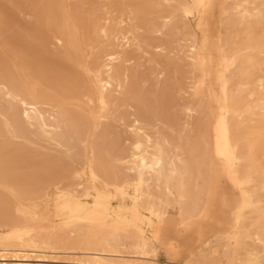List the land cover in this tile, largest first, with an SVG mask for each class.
I'll return each instance as SVG.
<instances>
[{
    "label": "rangeland",
    "instance_id": "1",
    "mask_svg": "<svg viewBox=\"0 0 264 264\" xmlns=\"http://www.w3.org/2000/svg\"><path fill=\"white\" fill-rule=\"evenodd\" d=\"M21 262L264 264V0H0V264Z\"/></svg>",
    "mask_w": 264,
    "mask_h": 264
},
{
    "label": "bare ground",
    "instance_id": "2",
    "mask_svg": "<svg viewBox=\"0 0 264 264\" xmlns=\"http://www.w3.org/2000/svg\"><path fill=\"white\" fill-rule=\"evenodd\" d=\"M108 60L110 63H113L116 58L114 55H109ZM114 78L108 74V78L104 80V87L107 91H110L113 88L114 85ZM22 103L25 106L24 113L27 115V118L30 117V114H38V108L36 105L29 104L26 102L24 99H22ZM44 124V123H43ZM228 131L226 126V118L225 116H220L215 125V132H216V139H215V148L217 152L220 154V156H223L229 161H234L236 159L235 155V149L234 146L230 143L229 141V136H228ZM157 136V133H156ZM158 143L157 147H155L154 152L149 156H141L140 160L141 163L143 164V167L146 168L149 171H153L158 179L164 174L165 172V156H164V151H163V146L162 142H167L166 137L164 134H162L161 131L158 132ZM149 141V140H148ZM168 185H166L167 187ZM138 200V199H137ZM153 213L156 217H160L165 213V204H163L161 201L156 205L153 206L152 208ZM152 213V212H151ZM253 241L258 243L261 242V236L257 234L254 238ZM142 245L143 247H146L148 245L146 240H142ZM34 247H38L37 244H35ZM9 248V247H6ZM241 248V243L238 241L234 242L233 245V253H236L237 250H240ZM253 246L248 244L246 246V252L247 253H252L253 252ZM20 264H26L24 262H21Z\"/></svg>",
    "mask_w": 264,
    "mask_h": 264
}]
</instances>
